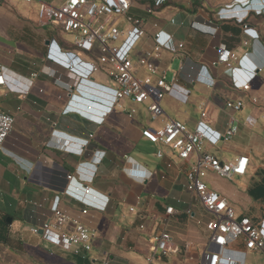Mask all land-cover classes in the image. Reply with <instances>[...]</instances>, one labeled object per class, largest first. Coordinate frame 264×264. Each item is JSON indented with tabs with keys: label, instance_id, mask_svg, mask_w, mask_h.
Returning a JSON list of instances; mask_svg holds the SVG:
<instances>
[{
	"label": "crops",
	"instance_id": "1",
	"mask_svg": "<svg viewBox=\"0 0 264 264\" xmlns=\"http://www.w3.org/2000/svg\"><path fill=\"white\" fill-rule=\"evenodd\" d=\"M8 1L0 6L10 7L0 18V61L8 80L26 93L0 91V111L15 117L13 130L0 152L13 158L6 164L0 160V216L7 214L11 219L5 241L0 242V264H130L125 252H140L145 258L148 255L152 234L158 229L157 221L166 204L181 212L170 218L167 231L180 247L192 245L197 255L208 235L200 220L205 212L193 203L191 215L187 216L183 213L186 204L172 200H189L182 187L189 163L180 162L163 146L148 143L140 131L143 127L159 129L167 119L181 121L193 129L200 121L199 106L203 104L208 114L205 123L213 133L222 135L231 124L238 129L230 141L220 138L215 144H206L205 150L222 161L248 157L245 175L229 180L236 190L220 188L216 192L227 199L238 218L246 216L255 222L264 218V107L250 102L253 97L264 100V16L259 14L264 0H256L245 8L239 1L246 0H234L215 11L204 5V9L167 7L150 15L152 19L146 21V35L138 44L139 51L152 48L156 23L164 46L158 67L169 73L175 63L177 71L183 66L184 74H194L191 67L204 65L213 85L190 82L183 76L177 81L176 90L184 93L186 101L165 97L161 103L164 115L160 118L151 121L143 106L123 100L124 110L114 108L101 125L77 114H64L63 110L71 94L99 102L96 98L103 97L99 87L111 86L109 78L93 73L77 82L66 69L51 63L49 60L56 58L58 51H73L85 62L91 56L75 49L72 36L59 29L56 30L67 39L48 36L44 27L23 22L25 18L19 17ZM31 5L36 14V5ZM245 28L252 29L257 40L244 34ZM51 40L57 45H51ZM179 43L183 44L182 49H177ZM219 45L234 52L239 60L244 57V66L240 68L246 74H254L247 90L234 89L230 70L214 63ZM12 53L19 55L22 62L11 66L8 59ZM32 74L37 77L33 79ZM146 75L142 70L141 76ZM236 100H241L243 107L233 113L226 108V102ZM129 113L133 118L128 117ZM85 140L89 141L86 150H76L78 142ZM157 149L166 152L163 158L155 156ZM130 168L138 172L131 175ZM70 175L83 187L108 197L104 211L91 209L82 217L95 231L91 251L82 255L63 251L29 232L58 205L71 217L79 216L83 206L64 193ZM209 178L221 179L208 174L206 180L212 189ZM70 192L77 193L73 189ZM93 202L100 204L98 200ZM130 208L146 220L130 213ZM143 222L145 229L140 230ZM239 248L242 250L243 246ZM248 253L264 254L247 252L246 256ZM177 256L184 262L181 254L155 261L178 264L174 260Z\"/></svg>",
	"mask_w": 264,
	"mask_h": 264
},
{
	"label": "built area",
	"instance_id": "2",
	"mask_svg": "<svg viewBox=\"0 0 264 264\" xmlns=\"http://www.w3.org/2000/svg\"><path fill=\"white\" fill-rule=\"evenodd\" d=\"M4 1L7 0H0V6ZM16 1L27 5L35 4L37 24L40 27L52 26L72 36L73 47L91 56V59L85 62L73 51H58L56 58L49 60L51 63L62 66L68 71L69 76L77 79V82L83 81L93 73H101L113 84L99 87L103 96L102 99L96 98L99 102L81 99L71 94L63 110L64 114H77L89 122L101 125L114 108L124 110L121 102L129 100L135 105L143 106L149 119L154 121L164 115L161 103L165 97L186 101L184 93L176 90L179 78L185 76L190 82H199L208 87L213 85L204 65L197 69L191 67L194 74H184L181 66L168 80V71L160 69L157 65L164 46L160 42L161 30L156 23L153 24L155 32L152 35V48L139 51L138 44L146 35V20L131 15V9H140L147 15H153L161 12L162 7L170 0H63L59 4H56L55 0ZM254 1L256 0L239 3L245 4L243 6L245 8ZM253 32L250 28L244 29V34L255 41L257 34ZM50 44L57 45L54 40H51ZM182 47L183 44L179 43L177 49ZM218 52L214 63L222 64L230 70L232 87L236 90H247L254 74H246L240 68L244 66L242 62L244 57L239 60L236 54L226 49L224 45L218 46ZM235 63L239 66H234ZM142 70L147 72L146 76H141ZM36 77L37 74H32L33 79ZM1 90L26 93L8 80L6 69L0 61ZM250 102L264 107V100L253 97ZM242 107L241 100L226 102V108L233 113L239 112ZM199 112L200 121L193 129L181 121L167 119L159 129L143 127L140 131L141 137L148 143L163 146L167 153L180 162L189 163L182 186L189 200L184 202L181 198L174 197L173 202L179 205L186 204L183 213L187 216L191 215L193 203L199 204L209 216L204 222L207 240L196 255L197 250H194L192 245L180 247L167 231L170 218L181 212L173 205L166 204L163 214L157 221L158 229L151 237L146 256L149 264L162 256L174 254H181L184 264H245L247 252H264V218L260 222L246 216L238 218L227 199L213 190L206 181L210 173L228 180L245 175L248 157L239 156L232 161H222L205 150L206 144H215L220 138L225 142L230 141L238 131L237 126L231 124L222 135L215 134L205 123L208 118L205 104L199 106ZM128 117L133 118V114L129 113ZM234 122L235 119L231 116V123ZM14 123V116L0 111V152L4 150ZM88 142V140L78 142L76 150L84 152L85 144L88 145ZM165 154L162 149L155 152L158 159L163 158ZM83 164L90 165L89 162ZM129 170L131 175L138 172L136 168ZM67 179L69 184L64 193L83 206L79 216L71 217L58 205L48 218L39 225L30 227L29 232L43 237L49 244L63 251L72 252L74 255L87 254L95 240V231L83 222L82 217H86L91 209L104 211L108 197L96 194L87 186L83 187L72 175L67 176ZM141 179L144 180L145 177ZM70 189L77 193L71 194ZM93 200L100 201V204H95ZM129 211L138 216L135 208H130ZM138 218L146 220L144 216ZM139 229H145L144 222L139 225ZM239 245L243 246L242 250Z\"/></svg>",
	"mask_w": 264,
	"mask_h": 264
},
{
	"label": "rangeland",
	"instance_id": "3",
	"mask_svg": "<svg viewBox=\"0 0 264 264\" xmlns=\"http://www.w3.org/2000/svg\"><path fill=\"white\" fill-rule=\"evenodd\" d=\"M46 1H52V0H46ZM62 1L63 0H55V3L57 4V3H60ZM233 1L234 0H170V3L181 5L187 9H191V8L195 9V7L198 8L199 6L201 7L202 5H204V6H208L210 9L215 11L217 9H220V7H222L223 5L229 4ZM7 3H9V5H11V7H13V11L15 13H17L19 15V17L25 18V19H23V22H26V23L30 24L31 26H33L34 24L37 25V16H35L36 14H35V6L34 5H24V4H21L20 2H18L16 0H9ZM7 7L8 6L3 7V9H1V7H0V18L6 12L5 8L7 10L10 9V7H8V8ZM167 12H168V14H170L169 11H167ZM130 13H131V15H136L138 17H141L148 22H150V20L152 19V17L150 15H147L145 12H143L140 9L133 8V9H131ZM42 29L48 36H56L59 38L61 37L63 39L68 38L66 35H62L58 30H56L52 26H47V27H44ZM12 43H14V42H12ZM9 59H8V61L10 62L11 66H13L14 64L16 65V63L22 62V58L19 55L13 54V53H12V55H10ZM177 70H178V68H177L176 64L174 63L171 66V68L169 69L170 72L168 73V80L171 79L172 74L174 72H176ZM1 159L6 164V163L12 161L13 158L7 154L6 155L1 154L0 160ZM209 181H211L213 190H215V191H217L218 189L220 190V188L221 189L225 188L227 190H236V186H234L228 179L209 178ZM207 219H208V216L206 214L204 217H200V220L203 222H206ZM125 253L127 254L126 259L129 261L130 264H149L146 261L145 256L140 252L136 253L134 251H128ZM174 260L178 264H184L182 259L178 256L175 257ZM245 260H246L245 264H264V254L260 255V254H255V253H248ZM150 264H160V263L153 260Z\"/></svg>",
	"mask_w": 264,
	"mask_h": 264
},
{
	"label": "trees",
	"instance_id": "4",
	"mask_svg": "<svg viewBox=\"0 0 264 264\" xmlns=\"http://www.w3.org/2000/svg\"><path fill=\"white\" fill-rule=\"evenodd\" d=\"M167 7H172V8L178 9V10H185V8L183 6L178 5V4H171L170 1L168 3H166L162 7V9L167 8ZM200 8H203V7L201 6ZM7 218H10V216L7 215V214H4V215L0 216V242H4L5 241V237H6L7 232H8V227H9L10 224L7 223V221H6Z\"/></svg>",
	"mask_w": 264,
	"mask_h": 264
},
{
	"label": "clouds",
	"instance_id": "5",
	"mask_svg": "<svg viewBox=\"0 0 264 264\" xmlns=\"http://www.w3.org/2000/svg\"><path fill=\"white\" fill-rule=\"evenodd\" d=\"M251 12V10H248ZM259 14H261L262 16H264V8H262L260 11H259ZM62 67V66H60ZM63 68V67H62ZM77 83V82H76ZM76 85V84H75ZM91 164V163H90ZM92 166H95L94 164H91Z\"/></svg>",
	"mask_w": 264,
	"mask_h": 264
},
{
	"label": "water",
	"instance_id": "6",
	"mask_svg": "<svg viewBox=\"0 0 264 264\" xmlns=\"http://www.w3.org/2000/svg\"><path fill=\"white\" fill-rule=\"evenodd\" d=\"M6 221H7V223H9V224L11 223V219H10V218H7Z\"/></svg>",
	"mask_w": 264,
	"mask_h": 264
}]
</instances>
